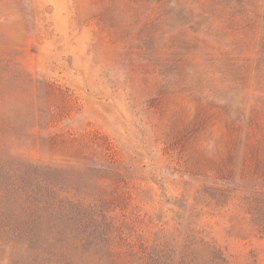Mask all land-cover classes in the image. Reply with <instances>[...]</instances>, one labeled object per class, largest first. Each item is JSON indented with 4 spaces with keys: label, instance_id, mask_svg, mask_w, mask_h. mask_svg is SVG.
<instances>
[{
    "label": "rangeland",
    "instance_id": "1",
    "mask_svg": "<svg viewBox=\"0 0 264 264\" xmlns=\"http://www.w3.org/2000/svg\"><path fill=\"white\" fill-rule=\"evenodd\" d=\"M0 148L122 264H264V0H0Z\"/></svg>",
    "mask_w": 264,
    "mask_h": 264
},
{
    "label": "trees",
    "instance_id": "2",
    "mask_svg": "<svg viewBox=\"0 0 264 264\" xmlns=\"http://www.w3.org/2000/svg\"><path fill=\"white\" fill-rule=\"evenodd\" d=\"M251 138L249 129L243 139V162L247 165L255 154ZM2 150L5 149L0 148V264H122L123 254L118 247L129 240L107 215L106 191H99L100 204L69 202L48 178L51 172L61 169L26 165L16 170ZM230 157L234 158V153ZM97 179L100 181L102 176ZM7 254L5 262L1 256ZM145 264L170 263L153 255Z\"/></svg>",
    "mask_w": 264,
    "mask_h": 264
}]
</instances>
